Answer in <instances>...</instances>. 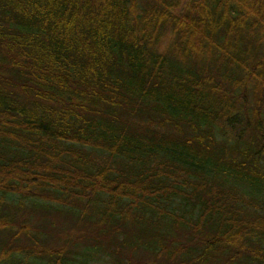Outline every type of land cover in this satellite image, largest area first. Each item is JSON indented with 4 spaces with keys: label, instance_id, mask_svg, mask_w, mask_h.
Instances as JSON below:
<instances>
[{
    "label": "trees",
    "instance_id": "obj_1",
    "mask_svg": "<svg viewBox=\"0 0 264 264\" xmlns=\"http://www.w3.org/2000/svg\"><path fill=\"white\" fill-rule=\"evenodd\" d=\"M103 256L264 264V0H0V264Z\"/></svg>",
    "mask_w": 264,
    "mask_h": 264
},
{
    "label": "rangeland",
    "instance_id": "obj_2",
    "mask_svg": "<svg viewBox=\"0 0 264 264\" xmlns=\"http://www.w3.org/2000/svg\"><path fill=\"white\" fill-rule=\"evenodd\" d=\"M91 260L94 262V264H116L115 261L110 259V257L108 256H103V257H98V258L92 257ZM82 261L86 262L87 258L82 259Z\"/></svg>",
    "mask_w": 264,
    "mask_h": 264
}]
</instances>
